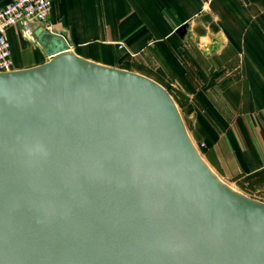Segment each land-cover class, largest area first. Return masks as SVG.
<instances>
[{
	"label": "water",
	"instance_id": "95a60500",
	"mask_svg": "<svg viewBox=\"0 0 264 264\" xmlns=\"http://www.w3.org/2000/svg\"><path fill=\"white\" fill-rule=\"evenodd\" d=\"M28 25L48 60L0 72V264H264V200L213 170L168 89Z\"/></svg>",
	"mask_w": 264,
	"mask_h": 264
},
{
	"label": "crops",
	"instance_id": "0c3cea01",
	"mask_svg": "<svg viewBox=\"0 0 264 264\" xmlns=\"http://www.w3.org/2000/svg\"><path fill=\"white\" fill-rule=\"evenodd\" d=\"M29 22L7 30L15 69L48 60ZM186 22L190 39L176 33ZM46 26L78 55L181 82L190 91L186 126L204 142L203 157L264 200V0H55ZM216 35L221 48L205 55Z\"/></svg>",
	"mask_w": 264,
	"mask_h": 264
},
{
	"label": "built area",
	"instance_id": "2783aa9c",
	"mask_svg": "<svg viewBox=\"0 0 264 264\" xmlns=\"http://www.w3.org/2000/svg\"><path fill=\"white\" fill-rule=\"evenodd\" d=\"M54 1L10 0L0 8V72L15 69V61L12 56L7 30L22 22L39 21L46 23ZM119 47H123V45L120 44ZM196 146L199 148L198 145ZM201 146L203 147L204 143Z\"/></svg>",
	"mask_w": 264,
	"mask_h": 264
},
{
	"label": "rangeland",
	"instance_id": "374dc122",
	"mask_svg": "<svg viewBox=\"0 0 264 264\" xmlns=\"http://www.w3.org/2000/svg\"><path fill=\"white\" fill-rule=\"evenodd\" d=\"M147 72L149 73V71H147ZM154 76H157V75L154 74ZM159 80L163 84V86H165L168 89V91L172 94V96L174 97V99L177 102L178 107L182 113V116H183V119H184L186 125L189 124L190 119H189V115L187 113V109L189 107L188 102H190V96L188 95L190 93L189 89L184 87L181 82L171 83L170 81L166 80L165 78H160ZM194 142L196 143V145L199 146V148H200V149L198 148L199 151L202 152L201 144L204 142L199 140V139H195V138H194Z\"/></svg>",
	"mask_w": 264,
	"mask_h": 264
}]
</instances>
